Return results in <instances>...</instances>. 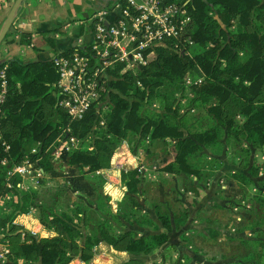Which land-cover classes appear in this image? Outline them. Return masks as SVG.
Returning a JSON list of instances; mask_svg holds the SVG:
<instances>
[{
  "label": "trees",
  "instance_id": "obj_1",
  "mask_svg": "<svg viewBox=\"0 0 264 264\" xmlns=\"http://www.w3.org/2000/svg\"><path fill=\"white\" fill-rule=\"evenodd\" d=\"M172 1H188L192 16L189 36L199 47L185 52L189 44L184 41L181 44L185 51L171 45L160 46L156 57L137 72L120 75V66L108 70L112 78L107 82L109 91L102 97L107 100V110L101 105L100 111L92 106L83 118L71 121L59 104L58 72L52 61L8 63L9 87L3 105V137L0 140V200H4L0 205V243L8 247L13 264H19V258L41 260L42 264H68L76 256L89 260L95 246L101 242L130 253L131 257L123 264H145L141 256L167 243L171 231L185 223L188 217L186 209H182L178 218V214H172L159 204L156 215L160 223L153 225L154 232L137 235L134 229L116 231L101 217L99 211L103 208L96 210L81 205L83 203H73L69 210L61 209L59 203L43 207L38 201V189L21 190L18 186L21 177L8 172L27 158L34 168L45 173L55 169L53 159L59 137L75 136L81 140L77 147L67 151L65 165L84 173L86 185L88 178L102 180L96 172L110 167L117 147L131 136H134V152L149 136L173 138L176 141L173 160L159 170L198 179L209 170L208 162L198 164L205 156V149L217 151L221 144L229 148L232 142L241 146L248 156L252 148L264 149V31L255 22L264 14L263 1ZM212 7L217 9V17L210 13ZM233 22L238 25L236 30L222 29V25L228 27ZM193 73L202 81L189 85L193 96L183 113L181 97L161 94V88L172 85L184 91L186 77ZM158 96L166 100L162 108L145 107L144 101L151 104ZM196 106L204 107L206 114L191 113ZM33 148L37 151L32 152ZM4 159L6 164L2 163ZM248 172L254 174L256 169L250 167ZM229 176L250 181L249 175L239 170L232 171ZM142 180L138 168L122 171L127 192L119 204L118 216L124 212L128 201L137 208L140 206L137 194ZM93 192L98 204L105 206L108 197L95 188ZM75 197L83 200L80 195ZM258 199L264 203L263 197ZM32 209L38 211L43 223L56 228V236L37 238L14 222L18 214ZM144 216L138 217L139 224L151 225L152 219ZM242 243L258 248L230 264H264V242L243 239Z\"/></svg>",
  "mask_w": 264,
  "mask_h": 264
},
{
  "label": "crops",
  "instance_id": "obj_2",
  "mask_svg": "<svg viewBox=\"0 0 264 264\" xmlns=\"http://www.w3.org/2000/svg\"><path fill=\"white\" fill-rule=\"evenodd\" d=\"M122 2L123 0H23L17 9L9 33L0 44V68L12 61L20 63L51 62L56 55L65 54L75 48L88 47L94 40L95 23L99 17L108 21L113 20L118 14L115 3ZM14 3L15 0H0V32ZM198 110L200 115L206 114L204 107H199ZM192 111L194 112V110ZM133 138L134 136H131V138L123 140L117 147L110 167L96 172L102 176L99 192L108 197L105 206L93 200L95 194L87 189L89 186L86 185L85 174L82 172L56 166L55 169L45 173L42 181L44 183L47 179L65 180L71 187L69 190L71 196L80 195L83 198L88 196L91 199L88 205L90 208L96 210L103 208L113 215H118L119 204L127 192V187L122 181V171L139 168L144 178L143 181L146 183L137 194L142 203L138 207L137 212L139 214L146 215L156 221L154 202L156 200L161 201L165 195L169 194L170 196L173 192H180V203L188 213L185 223L171 231L167 243L153 253L141 256L144 263L209 264V262L219 259V255H211L204 249V243L200 244L201 236H198L200 233L194 232L191 235L189 232L193 228H197V225L203 226L201 218L196 212L197 209L201 208L200 194L203 191V185L196 176L186 177L185 182L187 183L184 184L185 182L179 183L181 178H184L183 176L163 173L159 170L161 166L173 160V147L176 141L173 138L153 139L149 136L141 142L137 151L134 152L132 150ZM159 144L162 145L161 148L159 147L160 149H153L155 145ZM226 148H228L226 144L220 145V150L224 149L225 151ZM213 150L208 149L204 153L208 157L209 154H214ZM153 153H155V157H149V154L153 155ZM147 157L148 159H146ZM211 158L209 157V160ZM207 167L209 166L207 165ZM32 176L35 177L34 172L30 176L21 177L26 188L20 189L36 188L39 195L42 187L39 184L36 185ZM146 177L163 179L158 180V183L155 184L159 189L154 188V183L150 182L149 179L145 180ZM214 177L220 180L221 188H230L234 182L229 175L221 178V172L218 170L214 171L210 181ZM163 183H167L168 187L162 188L160 184ZM181 184L183 186L179 187ZM191 194L196 196V200L193 202L190 199ZM9 198L10 196H7V199ZM38 201L43 204V207L51 206L39 198ZM2 204H4L3 199L0 200V205ZM73 206V202L60 204L63 210H69ZM174 213L177 214L176 212L172 214ZM14 222L37 238L54 237L58 234L54 226L46 225L41 221L38 211L35 209L18 214ZM132 229L139 231L141 235H149L154 232L137 225ZM142 232L144 233L142 234ZM195 240L196 244L200 245L195 247ZM8 255V253H4L3 246H0V264H13ZM130 257L131 254L127 251L117 250L110 244L101 242L95 246L91 259L83 260L76 256L68 264H123ZM184 260L185 262L182 263ZM18 263L42 264L41 260L28 261L23 258H19Z\"/></svg>",
  "mask_w": 264,
  "mask_h": 264
},
{
  "label": "rangeland",
  "instance_id": "obj_3",
  "mask_svg": "<svg viewBox=\"0 0 264 264\" xmlns=\"http://www.w3.org/2000/svg\"><path fill=\"white\" fill-rule=\"evenodd\" d=\"M262 1V3H264V0ZM210 13L213 16L217 17L216 8L212 7ZM257 19L258 20L255 21L257 26L259 27V29L264 31V14L262 17H258ZM237 26V23L233 22L228 27L222 25V29L229 32L236 30ZM190 40L191 43L189 44L188 50L185 51V46L182 47V45L180 50L191 52L199 47V44H197L192 38ZM242 56L244 58L245 54H242ZM198 78L199 77H197L196 73H193L191 75V78L188 79L189 82L186 81L185 87L183 89L184 91H178L179 87L167 85L161 88V94L165 93L170 98H172L174 94H176L178 97H181V112L186 111V106L190 104V99L193 96L189 85L194 83ZM183 93L185 96L183 95ZM151 102V104H147V102L144 101L145 107H150V109L156 110L162 108L163 105H165L166 100L162 96H158L153 98ZM107 109L108 104L106 103L104 110ZM198 109V106L194 107V112L191 113L199 114ZM186 115L189 116L188 114ZM161 146L162 145L160 144L155 145L153 149H160ZM207 150L208 149H206L205 152ZM204 154L206 156V153ZM214 154L216 156H213ZM214 154H209L208 157H202V160L198 163L204 164L205 162H208L207 165H209V170L204 173L201 179H198V181L203 185V191L201 192V194L199 192L201 197V208L197 209L196 212L199 215L198 217L201 218V224H203V226L197 225V228H193L189 232H191V235H193L194 232L197 234L200 233L198 236H201L200 244L204 243V249H206L207 252L211 255H219V259L209 262V264H230L232 261H240V256H247L251 253V250L255 251V249L258 248V246H255L253 244L249 247L245 246L242 243L243 239H259L264 242V203L258 199V197L264 198V149L252 148V153L250 156H248L244 150H241V146H236V144L232 142L230 143L229 148H226L225 151L224 149L217 151L214 150ZM66 155L67 151L59 156H56L53 161L57 167L68 170L69 168L67 167V165H65ZM154 155L155 153H153V155L149 154V157L153 158L155 157ZM209 157H212L211 160H209ZM234 157H236V160ZM146 159H148V157ZM250 167H254L256 169V173L253 174V172H248ZM217 170L221 172V178H223V176H228L232 171L239 170L248 174L250 181L233 179L234 182L232 183L230 188H221V185L219 183L220 180H217V178L214 177V179L210 181L213 178V174H210ZM183 177L184 178H181L179 183L185 182L186 177L184 175ZM147 179H149L150 182L154 183L153 186L157 190L159 189V187L155 186V184L158 183V180H163L153 177H146L145 180ZM20 182L22 183V179L20 180ZM87 182H89V187L87 189H89L91 193L93 192L94 188L95 190L100 191V179L91 180L90 178H88ZM186 183L187 182H185L184 184ZM145 184V181L142 180V182L140 183V188H143ZM160 185L162 188L164 186L168 187L167 183H163ZM40 186L42 188L40 190L41 193L38 195V198L41 201L44 200L47 204L53 206H57V203L62 205L63 203L67 204L69 202H73L75 204L83 203L81 205L87 207L89 205V201L91 200L88 196L83 198L82 201L77 199L74 195L71 196V193L69 192L71 187H69V184H67L65 180L60 179L58 181H55L54 179H47L43 183V185L40 184ZM181 186L183 185L181 184L179 187ZM94 194L95 197L93 196V200L100 203L95 192ZM195 198L196 196L194 197V194H191L190 199L192 202L196 200ZM137 200L141 205L142 203L140 202V200ZM159 204L163 207V209L165 208L171 211V213L176 212L178 214V218L180 217L179 215H181L180 213L183 212V207L180 203V192H173L170 196L169 194L165 195V197H163L161 201L156 200L154 202L155 209ZM125 208L124 212L120 213V216L113 215L106 209H102V211L99 212L102 215L100 216L107 219L116 231L132 229V227L137 225L143 229L153 232V225H155L156 223H160L156 215L157 222L152 219V221L150 222L151 225H140L138 221L141 220H139L138 217L145 216L137 212L139 210L137 208V205H133L130 201H128V203L125 204ZM133 213H136V215H133ZM107 214L108 217H105ZM174 221L175 220H173V222ZM143 233L144 232H142V234ZM137 235H139V231H137ZM196 243L197 242L195 240V247L197 245H200ZM262 251L264 253V247L262 248ZM184 262L185 260L182 261V263Z\"/></svg>",
  "mask_w": 264,
  "mask_h": 264
},
{
  "label": "built area",
  "instance_id": "obj_4",
  "mask_svg": "<svg viewBox=\"0 0 264 264\" xmlns=\"http://www.w3.org/2000/svg\"><path fill=\"white\" fill-rule=\"evenodd\" d=\"M115 8L118 14L113 20L99 17L96 21L94 40L88 47L75 48L68 54L56 55L52 60L58 72L59 104L71 121L83 118L92 106L99 111L100 105L105 109L107 100H102V97L109 91L107 82L112 78L108 70L120 66V75L128 71L137 72L156 57L158 47L171 45L179 50L181 42L191 43L189 27L192 16L188 1L123 0L115 3ZM8 66L6 63L0 68V140L3 137V105L9 87ZM190 78L188 74L186 81L189 82ZM200 81L202 78L199 77L195 83ZM101 124H104L103 120ZM80 141L75 136L59 137L54 156L77 147ZM9 147L6 144V149ZM36 151L33 148L32 152ZM2 163L6 164V159ZM33 172L35 177L32 179L36 185L40 184L45 172L34 168L27 158L13 166L8 174L24 177ZM18 186L26 188L21 182ZM0 246H3L5 254L9 252L7 246L1 243Z\"/></svg>",
  "mask_w": 264,
  "mask_h": 264
},
{
  "label": "water",
  "instance_id": "obj_5",
  "mask_svg": "<svg viewBox=\"0 0 264 264\" xmlns=\"http://www.w3.org/2000/svg\"><path fill=\"white\" fill-rule=\"evenodd\" d=\"M22 2H23V0H15V3L13 4V6L9 12V15L5 21L4 27L0 32V44L3 42V40L5 39L7 34L9 33L11 26L13 24V21L15 19L17 9Z\"/></svg>",
  "mask_w": 264,
  "mask_h": 264
}]
</instances>
